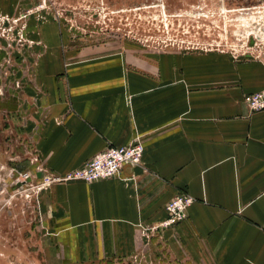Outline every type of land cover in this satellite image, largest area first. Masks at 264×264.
<instances>
[{"label": "crops", "instance_id": "0c3cea01", "mask_svg": "<svg viewBox=\"0 0 264 264\" xmlns=\"http://www.w3.org/2000/svg\"><path fill=\"white\" fill-rule=\"evenodd\" d=\"M88 52L74 63L42 64L45 95L28 106L33 164L65 176L135 142L144 156L118 178L43 193L63 262L264 264V110L244 100L264 89V62L230 72L212 55L151 62L128 51ZM178 195L193 199L187 219L154 230Z\"/></svg>", "mask_w": 264, "mask_h": 264}, {"label": "rangeland", "instance_id": "374dc122", "mask_svg": "<svg viewBox=\"0 0 264 264\" xmlns=\"http://www.w3.org/2000/svg\"><path fill=\"white\" fill-rule=\"evenodd\" d=\"M83 51L151 62L212 55L230 72L256 68L264 62V0H0V264H66L45 225L43 193L58 183L37 187L28 106L45 95L44 61L74 63Z\"/></svg>", "mask_w": 264, "mask_h": 264}, {"label": "built area", "instance_id": "2783aa9c", "mask_svg": "<svg viewBox=\"0 0 264 264\" xmlns=\"http://www.w3.org/2000/svg\"><path fill=\"white\" fill-rule=\"evenodd\" d=\"M245 103L254 111L264 110V90L249 94L245 97ZM144 156V146L135 142L128 146H111L104 152L96 155L83 167L71 171L65 176L51 177L44 175L39 178L38 189L43 190L54 183L82 181L95 183L120 177L125 165H139ZM193 199L186 195H178L167 205L168 217L166 220L155 226L154 230H162L174 227L185 221L188 217V208Z\"/></svg>", "mask_w": 264, "mask_h": 264}, {"label": "water", "instance_id": "95a60500", "mask_svg": "<svg viewBox=\"0 0 264 264\" xmlns=\"http://www.w3.org/2000/svg\"><path fill=\"white\" fill-rule=\"evenodd\" d=\"M41 176H42V174H41V173H39V174H38V177H41Z\"/></svg>", "mask_w": 264, "mask_h": 264}]
</instances>
